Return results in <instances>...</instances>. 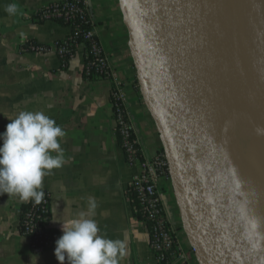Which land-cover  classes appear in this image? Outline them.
Here are the masks:
<instances>
[{
	"label": "crops",
	"instance_id": "0c3cea01",
	"mask_svg": "<svg viewBox=\"0 0 264 264\" xmlns=\"http://www.w3.org/2000/svg\"><path fill=\"white\" fill-rule=\"evenodd\" d=\"M59 1L0 0V133L21 111H40L52 118L66 135L59 139L63 166L43 179L42 189L51 195L50 227L59 238L62 223L79 219L83 213L95 220L101 235L124 243L118 264H157L148 231L127 197L139 171L128 166L116 134L111 100L115 82L122 87L128 118L144 155L155 157L164 143L136 86L137 70L121 1L86 0L95 34L112 68L113 81L100 82L84 77L83 48L63 66L57 46L68 39L71 28L36 21L40 10ZM261 3L264 14V0ZM12 4L16 10L10 13L6 9ZM29 43L41 51L32 50ZM161 194L180 245L190 253V262L198 264L182 228V209L173 183L161 181ZM90 199L97 204L94 213H89ZM30 201L0 194V264H59L55 241L36 254L20 231L22 207Z\"/></svg>",
	"mask_w": 264,
	"mask_h": 264
},
{
	"label": "water",
	"instance_id": "95a60500",
	"mask_svg": "<svg viewBox=\"0 0 264 264\" xmlns=\"http://www.w3.org/2000/svg\"><path fill=\"white\" fill-rule=\"evenodd\" d=\"M120 1L140 92L159 127L198 264H264L194 82L185 0ZM258 89L264 97L262 81Z\"/></svg>",
	"mask_w": 264,
	"mask_h": 264
},
{
	"label": "bare ground",
	"instance_id": "6f19581e",
	"mask_svg": "<svg viewBox=\"0 0 264 264\" xmlns=\"http://www.w3.org/2000/svg\"><path fill=\"white\" fill-rule=\"evenodd\" d=\"M184 11L193 36L190 51L197 59L194 82L211 120L238 104L249 125L255 129L264 127V97L258 89V82L264 83L261 0H185ZM245 59L253 62L254 79L250 83L242 65ZM261 159L257 154L251 169L260 197L264 239V164Z\"/></svg>",
	"mask_w": 264,
	"mask_h": 264
},
{
	"label": "built area",
	"instance_id": "2783aa9c",
	"mask_svg": "<svg viewBox=\"0 0 264 264\" xmlns=\"http://www.w3.org/2000/svg\"><path fill=\"white\" fill-rule=\"evenodd\" d=\"M39 20L55 23L64 21L68 24L90 26L92 29L82 34V38L89 45L88 50L85 45H77V48L84 49L86 74L91 78L88 81H113L112 68L95 34L94 23L86 0H61L53 3L42 9L39 13ZM69 28L73 31V26H69ZM62 43L57 46V50L63 62L70 53V45L67 40ZM31 49L41 51V48L37 46H32ZM89 59L91 61L87 64ZM111 100L116 134L120 137V144L124 150L127 164L130 168L139 171L127 191H132L137 198L138 205L134 206V210L136 214L143 217L141 222L150 236V246L156 255L157 264L164 261L168 264H192L190 253L183 249L178 241L177 229L172 225L162 199L161 181H171L170 166L166 154L158 153L153 158H147L139 148L138 139L128 118L122 87L117 82L113 85ZM42 190L44 199L40 204L37 205L34 201H30L32 208L27 214V223L24 229L25 236L31 241L32 252L36 254L45 252L48 246L54 242L52 237H44V233L53 229L50 227L52 221L51 195L47 190ZM35 235L41 238L35 239ZM172 257L176 262L171 263Z\"/></svg>",
	"mask_w": 264,
	"mask_h": 264
},
{
	"label": "clouds",
	"instance_id": "9594fccd",
	"mask_svg": "<svg viewBox=\"0 0 264 264\" xmlns=\"http://www.w3.org/2000/svg\"><path fill=\"white\" fill-rule=\"evenodd\" d=\"M7 11L15 12L14 4ZM0 133V194L18 195L23 201L40 204L44 199L43 179L64 163L59 142L65 131L56 122L37 111H21ZM55 153V155L53 154ZM97 204L89 200V213ZM62 235L55 241L54 255L59 264H118L125 245L100 234L93 219L81 214L79 219L62 223Z\"/></svg>",
	"mask_w": 264,
	"mask_h": 264
},
{
	"label": "rangeland",
	"instance_id": "374dc122",
	"mask_svg": "<svg viewBox=\"0 0 264 264\" xmlns=\"http://www.w3.org/2000/svg\"><path fill=\"white\" fill-rule=\"evenodd\" d=\"M262 21L264 23L263 7ZM252 64L253 62L250 59H245L242 62L246 79L249 83L254 79ZM244 115L246 114L240 105L234 104L224 113L219 114L217 119L212 120V124L215 127L216 137L236 192L244 207L256 239L264 253V239L261 231L262 213L260 197L257 185L253 181L251 169L252 160L257 154L260 156V159L262 158L261 161L264 164V154H261L264 153V127L255 129L249 125L247 116Z\"/></svg>",
	"mask_w": 264,
	"mask_h": 264
},
{
	"label": "trees",
	"instance_id": "16d2710c",
	"mask_svg": "<svg viewBox=\"0 0 264 264\" xmlns=\"http://www.w3.org/2000/svg\"><path fill=\"white\" fill-rule=\"evenodd\" d=\"M41 11L42 10H40V12ZM39 13L36 16V21L39 22V23H42L43 21H40L39 20ZM57 23L60 24V25H62V26H65V27L73 26L72 35L69 36L68 39H66L67 42L70 45L69 46L70 53L66 56L65 60H63V62H62L63 63V66L64 67H67L69 65L70 61L75 57V55H76V53H77V51L79 49V48H77V45H80V46L85 45L86 46V49L88 50L89 45L82 38V34L85 33V32H88L92 28L90 26H82V25L74 24V23H69L68 24V23H66L64 21H58ZM78 30H79V32H77ZM62 44L63 43H59L58 46H60ZM32 46H36V45L33 44V43H29V47L31 48ZM90 61H91V59L87 60V64L90 63ZM84 77L86 78V80H91V78L87 76L86 69L85 68H84ZM136 86H137V89L139 90L140 87H139L138 82H137V85ZM118 139L120 141V137H118ZM158 153L159 154H164L165 151H164V149H162ZM127 197L130 200V202L132 203L133 207L134 206L137 207L138 201H137V198L133 194L132 191L131 192L130 191H127ZM31 208H32V205H31L30 202L22 207V211H21V221H20V231H21L22 235H24V236L26 235L24 229H25V225L27 223V214L30 212ZM42 217H44V216H42ZM136 217L138 218L139 221H142V219H143V217L140 214H136ZM47 236L52 237V239H54V241H56L58 239V236L56 235V233H55L54 230L44 233V237H47ZM40 238H41L40 236L35 235V239H38L39 240ZM170 260H171V263L176 262L173 257ZM161 264H168V263L166 261H164Z\"/></svg>",
	"mask_w": 264,
	"mask_h": 264
}]
</instances>
